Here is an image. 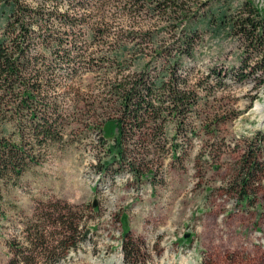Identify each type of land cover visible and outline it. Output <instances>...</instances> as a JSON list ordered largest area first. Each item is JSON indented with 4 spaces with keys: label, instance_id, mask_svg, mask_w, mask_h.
<instances>
[{
    "label": "rangeland",
    "instance_id": "obj_1",
    "mask_svg": "<svg viewBox=\"0 0 264 264\" xmlns=\"http://www.w3.org/2000/svg\"><path fill=\"white\" fill-rule=\"evenodd\" d=\"M253 1L264 7V0ZM104 15L106 24L93 37L85 28L61 35L76 40L68 60L49 59L57 71L77 68L76 76L58 81L62 138L43 148L40 162L26 166L15 183L3 186L0 264H10L19 251L33 257L34 244L26 237L46 227L40 215L56 200L75 206L78 244L65 256L57 250L53 264H264L262 191L242 204L228 191L246 140L264 135V119L255 112L264 101L262 71L254 66L259 57L248 58L246 77L237 81L241 41L226 31L202 30L194 57H185L178 70L199 96L195 113L175 140L179 156L147 159L153 173L136 178L126 163L107 155L113 125L104 133L100 127L114 113L105 84L134 69L133 50L125 51L123 67L112 62V53L126 43L128 32L145 30L151 21L122 16L108 5ZM3 23L0 17V28ZM68 45L62 44L60 54ZM143 53L137 54L141 64L151 57ZM159 59L148 63L153 71ZM201 120H207L206 126ZM193 127L195 133L185 138ZM83 231L88 234L80 240ZM124 243L133 248L127 255ZM31 264L50 262L38 255Z\"/></svg>",
    "mask_w": 264,
    "mask_h": 264
},
{
    "label": "trees",
    "instance_id": "obj_2",
    "mask_svg": "<svg viewBox=\"0 0 264 264\" xmlns=\"http://www.w3.org/2000/svg\"><path fill=\"white\" fill-rule=\"evenodd\" d=\"M230 1L0 0V17L4 21L0 28V205L3 186L15 183L26 166L40 162L43 148L62 138L64 114L57 93L62 82L77 75V68L62 72L49 63V59L68 60L75 48V39H61V35L85 28L93 37L106 24L107 5L120 10L122 16H145L151 21L145 30L128 32L125 44L131 47L121 44L112 53V62L123 67L125 51L133 50L130 62L134 69L113 75L105 84L107 103L114 113L100 127L102 133L109 124L115 129L107 155L126 163L124 167L141 178L153 173L147 159L179 156L175 140L195 113L199 96L189 88L187 75L178 70L185 57H194L202 30L237 36L243 50L236 80L246 77L243 70L248 58L257 55L259 61L254 66L262 71L260 83L264 84V7L253 0H237L236 4ZM202 8L205 10L200 12ZM63 43L69 47L60 54ZM138 52L151 57L141 64ZM153 58H160L154 71L148 65ZM201 122L206 126L207 120ZM194 133L193 127L183 136ZM129 141L132 149L126 147ZM233 170L228 191L238 203L249 202L259 191L264 199V135L256 133L246 140ZM47 207L48 211L40 215L48 222L46 227H39L32 238L26 237L28 243L34 244L30 254L33 257H24L19 251L21 254L14 253L10 264H31L38 255L53 264L58 260L52 256L57 250L65 256V252L77 247L75 206L56 200ZM3 217L0 208V218ZM87 234L83 231L80 240ZM123 248L125 255L133 249L128 243Z\"/></svg>",
    "mask_w": 264,
    "mask_h": 264
},
{
    "label": "bare ground",
    "instance_id": "obj_3",
    "mask_svg": "<svg viewBox=\"0 0 264 264\" xmlns=\"http://www.w3.org/2000/svg\"><path fill=\"white\" fill-rule=\"evenodd\" d=\"M255 112L260 115V118L264 119V101L256 104Z\"/></svg>",
    "mask_w": 264,
    "mask_h": 264
},
{
    "label": "water",
    "instance_id": "obj_4",
    "mask_svg": "<svg viewBox=\"0 0 264 264\" xmlns=\"http://www.w3.org/2000/svg\"><path fill=\"white\" fill-rule=\"evenodd\" d=\"M93 206H95V202L93 203Z\"/></svg>",
    "mask_w": 264,
    "mask_h": 264
}]
</instances>
